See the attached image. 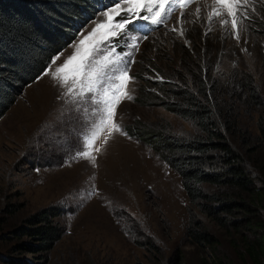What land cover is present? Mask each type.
<instances>
[{"label":"rangeland","instance_id":"1","mask_svg":"<svg viewBox=\"0 0 264 264\" xmlns=\"http://www.w3.org/2000/svg\"><path fill=\"white\" fill-rule=\"evenodd\" d=\"M100 1L96 15L56 62L51 61L47 74L26 86L0 118V264H5L6 255L29 257L10 252L18 240L3 236L47 206L62 209L56 220L63 230L48 264H175V257L178 264H254L245 250V230L221 226L200 212L189 201L178 174L153 147L125 134V129L140 123L139 127L167 126L179 137L198 135L189 120L135 98L142 79H162L158 67L171 66L170 57L180 47L192 56L196 47L200 51L214 47L213 66L220 64L222 75L247 70L255 77L263 104L243 113L241 122L256 133L259 118L264 119V0H249L251 19L243 21L238 33L231 27V17L226 25L221 22L226 9L215 0H191L177 4L162 25L148 21L126 25L129 31L123 39L118 24L127 19L126 9L132 5L126 0ZM101 5L107 16L101 14ZM133 36L135 48L126 47ZM107 40L113 41L115 51L105 50L85 69L94 47ZM128 52L135 62L127 76L109 79L111 62H119ZM104 73L108 75L94 84ZM81 93L94 95L95 101L78 107L75 101ZM117 126L123 132L116 131ZM77 137L80 150L87 153L78 159L72 147ZM246 157L249 163L252 156ZM192 221H198L210 243L197 244L188 236Z\"/></svg>","mask_w":264,"mask_h":264},{"label":"trees","instance_id":"2","mask_svg":"<svg viewBox=\"0 0 264 264\" xmlns=\"http://www.w3.org/2000/svg\"><path fill=\"white\" fill-rule=\"evenodd\" d=\"M98 1L0 0V118L93 19ZM214 54V47L202 51L196 47L194 56L180 47L170 57L171 66L158 67L162 79H142L135 98L189 120L198 135L179 137L167 126L139 127L140 123L125 133L155 149L178 174L189 201L200 212L221 226L243 228L247 255L254 264H264V119L259 118L256 133L241 122L242 114L262 106L263 99L251 73L222 75L220 64L213 66ZM262 67L264 71V60ZM247 154L252 156L249 163ZM61 214L60 207L47 206L5 232L4 239L18 240L10 252L29 257L6 255L4 263L48 264L49 252L62 237L56 220ZM198 226L192 221L188 236L197 244L210 243Z\"/></svg>","mask_w":264,"mask_h":264},{"label":"snow or ice","instance_id":"3","mask_svg":"<svg viewBox=\"0 0 264 264\" xmlns=\"http://www.w3.org/2000/svg\"><path fill=\"white\" fill-rule=\"evenodd\" d=\"M126 2L132 7L126 9L128 13L127 19H124L123 22L118 24V27L123 32L120 33V39H123L124 36L127 35L128 29L125 28L126 25L132 24L134 22L139 21H148L156 25H162L165 23L167 18L171 15V13L175 10V6L177 4H186L190 3L191 0H126ZM215 3L223 6L226 9V16L222 18V23L227 24V17L232 18L231 27L232 29L236 30L237 33L239 30L243 28V21L251 19L250 15L248 14V9L246 5H248L249 0H215ZM158 4V8L150 7L149 5ZM119 3L116 4V8H119ZM111 9H109L110 11ZM100 11L102 15L107 16L108 12L104 10L103 6H100ZM142 11H147V15H142ZM253 11L255 9L253 8ZM197 12H199V8L197 9ZM152 13H155V15H151ZM183 15V13L181 14ZM215 15L220 16V12H216ZM211 20L212 17H209ZM95 22V21H93ZM246 30V29H245ZM172 31H175V29H172ZM80 35H83V31L79 33ZM207 34V33H206ZM237 39H239V36L237 34ZM132 43L128 44L126 42L125 46L129 48H135L137 44V38L135 36L130 37ZM143 39H147V36L145 35ZM118 40L115 42L118 44ZM108 50L110 52L115 51V46L112 40H107L105 42H101L97 44L89 58L86 59V62L84 64L85 69L88 68L89 64H92L95 62L96 58L98 56H102L104 51ZM58 56L52 57V63L54 64L56 60L58 59ZM134 59H132L131 52L125 53L124 57L119 62H111V69H110V75L108 73L100 74L97 76L96 81L93 83H99L101 81V77L104 75H108L109 79L116 80V79H122L123 77L127 76L128 70L130 68L131 63H134ZM60 69H57L59 71ZM45 75L47 72L44 73ZM95 89L94 87H89L88 92L94 93ZM130 98V97H129ZM95 101V96H85L83 93H81L78 100L75 102L77 103V106L79 107L81 104H90ZM111 115V111L109 112ZM116 131L123 132V130L117 126ZM126 134V133H125ZM73 149L75 150L74 158L78 159L80 157L86 156L87 153L80 150V141L79 137L76 138V144H74ZM92 193L89 192V196Z\"/></svg>","mask_w":264,"mask_h":264}]
</instances>
